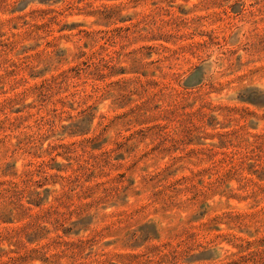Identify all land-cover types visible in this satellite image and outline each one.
Wrapping results in <instances>:
<instances>
[{"label":"rangeland","instance_id":"obj_1","mask_svg":"<svg viewBox=\"0 0 264 264\" xmlns=\"http://www.w3.org/2000/svg\"><path fill=\"white\" fill-rule=\"evenodd\" d=\"M0 264H264V0H0Z\"/></svg>","mask_w":264,"mask_h":264}]
</instances>
